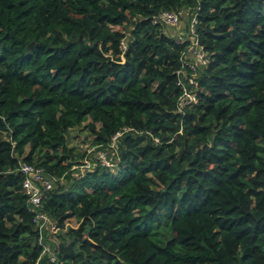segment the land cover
Here are the masks:
<instances>
[{"label":"trees","instance_id":"1","mask_svg":"<svg viewBox=\"0 0 264 264\" xmlns=\"http://www.w3.org/2000/svg\"><path fill=\"white\" fill-rule=\"evenodd\" d=\"M198 7L210 62L182 114L192 16L154 19ZM77 128L114 169L77 171ZM21 161L55 178L42 264H264V0H0V264L33 263L53 234Z\"/></svg>","mask_w":264,"mask_h":264},{"label":"built area","instance_id":"2","mask_svg":"<svg viewBox=\"0 0 264 264\" xmlns=\"http://www.w3.org/2000/svg\"><path fill=\"white\" fill-rule=\"evenodd\" d=\"M188 10L187 15L190 12V16L192 19L190 20L187 26V34L185 35L183 31L179 32V35L175 36L176 42L179 44L189 43L187 49L182 53L181 59V67L176 72L178 85L183 89L178 101L179 111L184 114L187 112L188 108L192 107L198 101V75L200 70L206 67L210 58L207 55L204 46L201 44L200 36L197 32V23H198V10L199 7ZM180 13H184L183 11H164L159 14V16L155 17V21L160 20L165 22L170 26L179 27L180 23ZM122 48H126V43L122 42ZM119 134L115 135L112 141V146L115 145V141ZM157 140V139H156ZM158 141V140H157ZM103 160V159H102ZM103 162L107 165L105 159ZM85 166L90 167L91 165L87 163ZM20 171L25 174V179L23 182V191L28 196V203L31 206L35 215L33 220L35 223L39 224V229L41 230V241H44V230L46 227H49L50 224V232L57 233L59 231V227L56 223L52 222L49 215L41 210L42 200L44 194L47 190H50L54 186L55 178L48 176L44 169L40 166L21 161L20 162ZM51 251H54L50 245L45 244L44 252L41 256L31 264H42V259L44 255H48L52 261L56 260V254H50Z\"/></svg>","mask_w":264,"mask_h":264},{"label":"rangeland","instance_id":"3","mask_svg":"<svg viewBox=\"0 0 264 264\" xmlns=\"http://www.w3.org/2000/svg\"><path fill=\"white\" fill-rule=\"evenodd\" d=\"M188 10L189 9H183L182 11L187 15ZM186 17L187 16H185L184 19H183V22H182L183 25H185L187 23V21H188V20H186ZM119 28L120 29H123L122 27H119ZM169 31H170V29H169ZM172 32L175 33V30L173 29ZM86 134H87V130L86 129H80V128L79 129L78 128L77 129H73L71 131V141H70V145L71 146H77L82 151L86 150L87 148L90 149V151H89V157H87L85 159L86 164L89 163L90 165H92L93 164L92 162L95 159L101 158L103 160L105 159V161L107 163H109V165L112 166V169H114L112 163L110 162L111 161L110 158L106 154V151H104V150H98L97 151V148L96 147H90V146H88L89 145L88 144L89 142L88 143H84V140L86 138ZM110 156L113 157V159H114V157L116 155L111 153ZM85 161H84V163H85ZM84 169H87V166H85V165L82 164L81 167L77 168V171L80 170L81 172H83ZM68 225H71L72 226V225H75V224L70 222ZM57 233L53 232V234H50V236L47 237V243L46 244L47 245H50L51 248L53 247L52 249L54 250V251H51L50 254H54V252H55V249H54L55 247L54 246L58 245V243H59V239L57 238ZM44 241H46V240L44 239Z\"/></svg>","mask_w":264,"mask_h":264}]
</instances>
